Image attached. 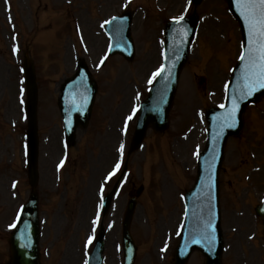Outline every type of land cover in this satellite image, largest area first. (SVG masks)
I'll use <instances>...</instances> for the list:
<instances>
[{"label":"rangeland","instance_id":"obj_1","mask_svg":"<svg viewBox=\"0 0 264 264\" xmlns=\"http://www.w3.org/2000/svg\"><path fill=\"white\" fill-rule=\"evenodd\" d=\"M7 2L4 6L0 0V264L9 260L10 226L30 192L23 150L26 121L20 112L25 53L32 56L38 88L40 263L84 264L90 221L98 212V187L121 154V171L125 167L128 175L120 176L119 198L103 218L104 264H121L122 251L118 254L115 247L121 241L122 214L139 187L131 224L134 264H171L183 217L180 196L193 183L197 148L205 142L204 111L222 104L230 67L240 52L239 26L226 3L201 0L197 5V38L180 72L169 126L160 133L149 127L141 145L129 152L136 118L126 136L125 119L132 117L137 98L146 97L149 79L161 63L164 23L189 14L190 0ZM124 9L132 13L133 59L110 56L99 68L108 46L103 24ZM82 58L98 93L87 128L77 129L66 152L57 96L60 82ZM243 121L239 134L225 143L219 170L222 264H264L261 220L254 213L264 197V96L246 107ZM59 161L64 163L59 166ZM203 261L194 251L186 264Z\"/></svg>","mask_w":264,"mask_h":264},{"label":"water","instance_id":"obj_2","mask_svg":"<svg viewBox=\"0 0 264 264\" xmlns=\"http://www.w3.org/2000/svg\"><path fill=\"white\" fill-rule=\"evenodd\" d=\"M197 3L199 0H193ZM229 10L236 17L240 24L243 36V53L247 54L249 46V34L246 22L238 11L236 0H227ZM130 14H122L112 19L107 31L112 36L111 54L121 52L124 57L131 59L133 54L132 40L129 33ZM196 29V18L191 16L181 21H174L166 28L165 40L178 33L181 46L185 49L179 51L174 61H170V56L166 59L165 67L154 82L149 98L140 110V117L136 126L133 139V147L136 146L143 137L146 126L151 123L156 130L164 129L167 125V110L174 94L177 83L178 72L186 61L187 46L191 41L194 30ZM169 47L167 46V50ZM246 60H240L232 71L231 80L228 88V103L224 110L211 108L207 110L209 120H214L208 135L207 149L199 157V167L197 179L192 191L187 193L186 218L181 233V240L175 252L174 264H184L188 255L193 249L199 250L205 256L204 264H221L220 253L222 248V238L219 227L218 217V169L221 163L223 145L229 135L237 134L241 127V114L246 104L256 101L260 95L264 94V88L253 84L251 95H247L251 82L245 78ZM24 70L26 74L27 88V112H28V134L29 150L27 152V165L29 184L34 187L36 184V139H35V103L36 90L34 84V74L29 59L24 60ZM88 72L84 65L80 64L76 76L67 81L63 87L64 99L68 98L72 104L74 94L80 93L83 89L87 96L90 90L88 103L84 110H78V116L70 123L74 125L77 121L84 122L89 116L94 84L88 81ZM70 90H72L70 92ZM73 94V95H72ZM243 97V98H242ZM62 96L60 98V109L67 118L68 110ZM81 112V113H80ZM234 112V117L231 113ZM73 114V112H70ZM69 124V122L66 120ZM70 129V128H69ZM211 131V132H210ZM205 162L202 163V161ZM134 207V201H130L125 212L123 221V245H124V264H132L135 247L129 236V224ZM22 214L18 220L13 234L10 237V264H39L37 252L38 222H37V196L32 191L27 202L24 204ZM261 212V209H257ZM211 222V229L205 232V225ZM214 232L215 240L209 241L205 236H210ZM196 241H199L197 243ZM101 239L98 237L97 244L89 258L88 264H101Z\"/></svg>","mask_w":264,"mask_h":264},{"label":"snow or ice","instance_id":"obj_3","mask_svg":"<svg viewBox=\"0 0 264 264\" xmlns=\"http://www.w3.org/2000/svg\"><path fill=\"white\" fill-rule=\"evenodd\" d=\"M236 4L238 11L246 22L249 34L247 54L241 53V59L247 61L245 65V78L251 81L247 85L249 88L247 95H251L253 84L260 88H264V0H236ZM113 19H115V17ZM174 19L179 22L183 17H175ZM105 23H108V21ZM159 73L160 70H157L154 76L159 75ZM231 115L234 117V112L231 113ZM122 149L123 145H121V150ZM61 163H63V161ZM117 168H119V164H117ZM14 226L15 225H11L10 227ZM211 227L212 225L209 221L205 225V232L211 229ZM205 239H208L210 242L214 241V232L210 236L206 235ZM196 242L199 243V241ZM89 243H91V237L89 238Z\"/></svg>","mask_w":264,"mask_h":264},{"label":"bare ground","instance_id":"obj_4","mask_svg":"<svg viewBox=\"0 0 264 264\" xmlns=\"http://www.w3.org/2000/svg\"><path fill=\"white\" fill-rule=\"evenodd\" d=\"M72 90H70V92H71ZM74 94V96L75 97H73V100H74V102H77V101H79L81 98H83V96H79L78 97V94L77 93H73ZM72 94V95H73ZM77 106V103H75V104H70L69 106H68V108H67V110H68V116H67V118H66V120L69 122V123H71L72 121H73V119L74 118H76L77 116H78V110H79V108H77L76 107ZM79 106V105H78ZM70 112H73V114H71ZM81 113V112H80ZM135 116H136V114H135ZM134 116V117H135Z\"/></svg>","mask_w":264,"mask_h":264}]
</instances>
